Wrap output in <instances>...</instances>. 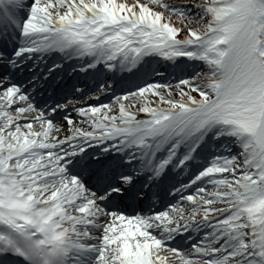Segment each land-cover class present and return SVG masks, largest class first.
Masks as SVG:
<instances>
[{
    "label": "snow or ice",
    "instance_id": "obj_1",
    "mask_svg": "<svg viewBox=\"0 0 264 264\" xmlns=\"http://www.w3.org/2000/svg\"><path fill=\"white\" fill-rule=\"evenodd\" d=\"M0 264H264V0H0Z\"/></svg>",
    "mask_w": 264,
    "mask_h": 264
}]
</instances>
